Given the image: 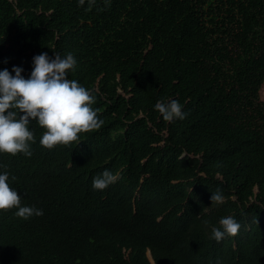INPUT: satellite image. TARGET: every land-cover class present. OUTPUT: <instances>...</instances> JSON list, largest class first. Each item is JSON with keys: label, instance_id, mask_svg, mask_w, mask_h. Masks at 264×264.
I'll list each match as a JSON object with an SVG mask.
<instances>
[{"label": "trees", "instance_id": "1", "mask_svg": "<svg viewBox=\"0 0 264 264\" xmlns=\"http://www.w3.org/2000/svg\"><path fill=\"white\" fill-rule=\"evenodd\" d=\"M42 51L76 56L104 123L46 147L33 119L32 155L0 152L43 209L0 210V264H264V0H0V69ZM172 98L186 118L154 108Z\"/></svg>", "mask_w": 264, "mask_h": 264}, {"label": "clouds", "instance_id": "2", "mask_svg": "<svg viewBox=\"0 0 264 264\" xmlns=\"http://www.w3.org/2000/svg\"><path fill=\"white\" fill-rule=\"evenodd\" d=\"M79 3L83 5L85 0ZM76 64L77 58L71 51L65 55L42 51L33 56L27 76L22 65H12V70L0 69V152L31 156L34 132L29 124L33 119L46 129L39 141L46 147L69 144L78 139L80 132L97 129L104 123L92 106L93 90L68 77V71H74ZM154 108L167 121L187 116L183 104L175 98L158 100ZM10 177L15 179L9 171L0 170V210L15 209V215L24 218L43 215L42 208L22 204L20 191L10 186ZM116 178L112 170L104 168L92 177V187L104 189ZM224 199L222 191H212L213 202L222 203ZM240 227L234 216L226 215L218 225L211 224L210 237L219 242L236 234Z\"/></svg>", "mask_w": 264, "mask_h": 264}, {"label": "rangeland", "instance_id": "3", "mask_svg": "<svg viewBox=\"0 0 264 264\" xmlns=\"http://www.w3.org/2000/svg\"><path fill=\"white\" fill-rule=\"evenodd\" d=\"M261 95H262V97H263V95H264V89H263V91H262Z\"/></svg>", "mask_w": 264, "mask_h": 264}]
</instances>
